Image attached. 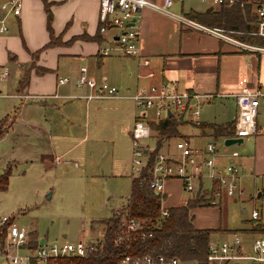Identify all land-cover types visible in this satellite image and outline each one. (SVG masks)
<instances>
[{
  "label": "crops",
  "instance_id": "0c3cea01",
  "mask_svg": "<svg viewBox=\"0 0 264 264\" xmlns=\"http://www.w3.org/2000/svg\"><path fill=\"white\" fill-rule=\"evenodd\" d=\"M182 1L180 0L179 2ZM47 2H49V9L52 14L51 37L46 28V13L43 0H22L20 13L18 15L10 14L6 18L8 30L0 32V72L6 68V79H8L12 70L10 65L14 64L16 68L15 80L11 84L13 93H5V95L20 99V111L23 115L24 126L26 129H31V135L36 138L41 130L49 132V134L52 131L53 122L45 114L49 110L62 112L65 122L67 120L71 122L74 118L76 120L78 117L83 116L85 131L89 128L90 112L93 113V119H95L99 130L110 128L111 135H113L114 129L119 130L122 150H118L115 156L117 165L114 172L117 175L128 176L130 169V187L125 200L115 209L127 202L131 190L130 129L134 120L139 117L134 101L130 96L131 94L135 92L145 93L150 82L158 80L170 83L177 90H187L201 95L212 94L208 102L199 106L202 108V105H210V107L203 110L199 108L200 111L198 110L196 117L193 116L194 118H192L191 109L178 113L179 122L183 124L189 123L188 119L190 118L193 125L191 127L196 128V132L191 134L189 131H184L183 134L179 133L180 136H177L179 125L177 124L175 137L164 138L159 148V152L164 153L166 156L179 158L180 152L175 147V142L183 138L187 140L191 147L198 151V156L202 159L208 154L204 138L208 140L215 136L211 128L208 125H204L215 124L224 126L233 121L236 112L235 93L239 92L241 88L259 87L264 90V51L238 50L233 44L214 35L197 28L185 27L178 17L174 15L179 13L171 11L173 14H165L149 7L142 8L140 16L134 19L140 30L139 55L121 56L112 53L109 56H100L98 53L100 45L110 42L111 35L103 36L98 31L100 24L98 19V0H47ZM210 6V3L206 4L204 10L200 11L190 9L185 12L184 16L194 18L202 24L216 26L206 22L203 23L198 18L199 14L203 15V12H217L212 7L208 10ZM11 24L15 25L17 29H14L13 33H10ZM117 31V29H112V36ZM256 39L259 38H245L246 41L251 43L264 45V42H259ZM49 41H52V44L41 49L33 62L31 52L39 50ZM8 52L14 55L13 60L8 59ZM31 61L33 66L29 69L28 83L24 88L18 90V80ZM80 65H86L91 73L97 75L106 74L109 82L120 89L122 96L103 97L107 99L92 101V99L96 98L87 100L82 96L85 89L72 84L56 83L57 74L74 75ZM25 66L26 68L24 69ZM149 69L155 71L156 75L154 78L136 76L137 72L144 73ZM2 95L4 94H0V96ZM47 99H52L53 101L50 102ZM230 104L234 107V111L229 117L227 115V107ZM262 104L264 105V103ZM50 105L53 108H49ZM41 113L42 116L40 115ZM257 115L255 118L257 126L256 131L253 133L254 135L264 130V126L257 124ZM180 116L182 117L179 118ZM146 118L148 117H142L141 119L144 120ZM55 123H57V120ZM7 131L0 137V140L6 136ZM53 136L55 140L50 144L53 153L47 154L50 163L59 161V154H66L81 140H77L76 136L71 133L61 132L58 127H56V133ZM219 136L224 140L225 137L234 136V134ZM197 138H203L204 144L202 141L200 145L193 144ZM150 139H153L155 145L156 142L153 137L145 140L149 141ZM148 141L145 143L146 145ZM56 149H61L60 153H55ZM6 159L7 157H5ZM33 162L31 161V163ZM230 162L236 165L232 156L224 157V160L217 157V170L223 169L224 165ZM40 163L42 162L40 161ZM256 175L264 178V173H256ZM173 179L177 178H168L163 185L162 205L166 208L184 204L189 196L187 194L186 197L182 198L180 194L174 199L172 195ZM207 179L208 182L204 183V185L201 180L202 187L212 189L216 182L212 178ZM179 186L181 192L183 188L180 180ZM262 188H264V184L259 188H254L252 194L255 193L256 197H259L257 193ZM194 208L190 209V213H193V219ZM218 213L220 214V209H218ZM260 214L261 212L259 211L258 219H251L250 217L246 219L256 220L254 223H240L234 226L238 227L236 231L241 237H249L248 239L242 237L245 245L250 243L255 233L260 232L257 229H253V225L258 223V225L264 226V223L261 224L259 220ZM8 221L13 223L9 217ZM0 225H2L1 222ZM193 225L197 228H214L217 229L216 232L224 230L227 231V234L234 231L230 227L232 226L231 224H224L222 228L219 222L209 226L196 225L193 222ZM100 228L102 226L92 228L89 225L87 230L81 228L76 237L94 239L97 229ZM62 238L73 239L69 238L65 233L58 239ZM40 239L46 240L45 237L28 238L25 245L34 248L39 244ZM30 244H33V246Z\"/></svg>",
  "mask_w": 264,
  "mask_h": 264
},
{
  "label": "rangeland",
  "instance_id": "374dc122",
  "mask_svg": "<svg viewBox=\"0 0 264 264\" xmlns=\"http://www.w3.org/2000/svg\"><path fill=\"white\" fill-rule=\"evenodd\" d=\"M206 4H209V0H183L182 2L174 0L169 10L185 15V12L190 9L204 10ZM199 21L205 23L200 19ZM14 29L16 26L11 24L10 33H13ZM10 67L12 69L11 76L8 79H6L7 76L0 78V94H4L0 96V118L5 114L13 118L12 126L6 136L0 140V172L8 164L11 166L8 186L5 190H0V218L7 216L18 227L25 228L27 240L28 238L45 237L50 241L60 238L64 233L69 238H73L77 236L81 228L87 230L89 225L92 228L102 226L101 219L108 217L112 210L125 200L130 187V169L128 176L117 175L114 172L117 165L115 156L118 150H122L119 130L114 129L113 135L110 134V128L99 130L95 119H93V113L90 112L89 128L85 131L83 116L76 120L74 118L71 122L68 120L65 122L62 112L49 110L45 114L53 122L52 131L49 134V132L41 130L36 138L31 135L32 130L26 129L24 126L23 115L20 111V99L5 95V93H13L11 84L15 80L16 67L14 64H11ZM104 99L107 98H96L92 101ZM47 100L53 101L52 99ZM208 107L210 105H202V108H199L203 110ZM49 108H53L52 105ZM263 108L264 105L261 103L257 115V124L262 126H264ZM227 111V115L230 117L234 107L230 104ZM40 115L42 116V113ZM151 115L152 111L147 110L146 117L150 121L154 120L150 117ZM173 116L178 118V111H175ZM193 116L192 114V118H194ZM56 120L57 123H55ZM188 122L186 124L178 122L177 136H180L179 133L183 134L184 131H189L191 134L196 132V128L191 127L193 125L190 118ZM56 127L60 128L61 132L71 133L76 136L77 140H81L66 154H59V161L50 163L47 154L53 153L50 144L55 140L53 135L56 133ZM152 132L150 129L149 137L153 136ZM242 138L241 142L225 145L221 136H212V140L214 139L215 141H213L216 143V158L224 160V157L232 156L237 167L241 169L239 184L243 187L244 194L230 197L222 191L219 204H212L202 196L201 205H197L193 209L194 224L209 226L219 222L222 228L224 224H231L230 227L236 231L238 227L234 226L256 221L246 220L249 219L252 208L259 209L261 212L259 220L261 224L264 223V199L256 197L255 193L252 194L254 188H259L264 184V178H261L260 174H258L259 177L256 175V173H264V130L257 132L256 135H242ZM202 139L197 138L193 144L200 145L201 141L204 144V140L206 143L207 139ZM147 141L143 140L145 143ZM153 145L154 141L150 139L146 146L150 148ZM60 151L61 149H56L55 153H60ZM208 156L209 154H206L205 158ZM5 157H7V162ZM216 158L215 168L217 169ZM196 159L197 161L201 160L199 156ZM31 161L34 162L31 163ZM226 165L220 169L222 172ZM190 170L191 166L188 165V171ZM200 170L202 178L199 179V185L200 188H203L202 183L204 185L208 182L207 178H209L211 168L202 165ZM254 176L256 177L253 178ZM176 178L173 179L172 195L174 199L180 194L182 198L186 197L188 192L184 190L180 192L179 180L181 185L182 180ZM206 190L208 191L206 198L210 199L208 194L211 193V190ZM162 202L163 197L161 204ZM126 204L127 202L115 210H124ZM218 209H220V214ZM140 220L142 221V219ZM4 230L5 234L0 246V264H8L4 253H2L5 248L11 254H25L33 249L27 245L18 249L8 246L6 226ZM229 237L230 234H227V231L218 230L211 234L210 239L218 241Z\"/></svg>",
  "mask_w": 264,
  "mask_h": 264
},
{
  "label": "built area",
  "instance_id": "2783aa9c",
  "mask_svg": "<svg viewBox=\"0 0 264 264\" xmlns=\"http://www.w3.org/2000/svg\"><path fill=\"white\" fill-rule=\"evenodd\" d=\"M180 1V0H178ZM174 0H98V31L105 36L110 34V42L101 44L98 50L100 56H109L112 53L121 56H138L140 53V30L134 21L139 17L144 7H149L165 14H173L169 7ZM211 7L219 11L222 4L232 5L238 3L240 7L248 6L254 19L248 21L246 28H225L202 24L194 18L174 14L188 28H197L214 35L224 41L233 44L238 50L248 49L264 51V45L251 43L245 40V36L264 38V0H209ZM22 0H0V32L8 30L6 18L8 15H18L21 10ZM112 29L118 31L112 36ZM7 69L0 72V78H4ZM155 71L149 69L144 73L137 72V77L146 76L154 78ZM57 84H72L85 89L82 94L87 100L92 98L122 96L120 89L109 82L106 74L91 73L86 65H80L74 75L57 74ZM25 96V95H24ZM134 101L138 118L134 120L131 129V170L132 178L137 177L146 164L147 146L143 140L149 138L150 127L142 120L147 116V110L152 111V117H162L170 110L182 112L191 109L192 114L198 115L199 106L208 102L212 94H198L187 90H177L170 83L158 80L151 81L145 93L135 92L130 95ZM193 102V104H191ZM264 103V90L259 87H243L235 93L236 112L234 116V136L253 134L256 131V115L260 103ZM175 147L180 152V157H168L158 152L154 163L150 168L149 179L155 193L162 194L164 181L168 178L178 177L182 180V188L190 196L195 195L199 188L201 166L211 168L209 178L215 180L216 185L208 194L211 198L207 201L217 204L221 192L228 196H241L243 187L239 184L241 170L233 163H228L225 171L215 168L216 144L212 139L206 140L205 147L209 154L197 161L198 151L190 146L187 140L180 138L175 142ZM188 165L191 170L188 171ZM135 174H134V173ZM195 180V181H194ZM259 197L264 199V188L260 189ZM207 196V195H206ZM161 216L168 214V208L159 206ZM259 209L252 208L251 219H258ZM0 222L6 224L7 245L12 248H22L27 243L26 231L16 224L9 222L7 216H2ZM143 221L139 218L128 217L122 214L119 218L118 229L114 241L131 238L138 233L141 238L151 235V229L144 228ZM104 243V231L102 228L96 231L94 239L76 237L73 239L62 238L43 241L37 244L29 253L11 254L7 248L2 253L8 264H56L57 259L66 257H86L97 251ZM206 264H264V232L255 233L250 243L245 245L238 231L230 233L228 239L218 241L210 240L207 244L205 255ZM118 264H200L196 259L182 260L176 256L165 257L161 253L130 254L121 253Z\"/></svg>",
  "mask_w": 264,
  "mask_h": 264
},
{
  "label": "trees",
  "instance_id": "16d2710c",
  "mask_svg": "<svg viewBox=\"0 0 264 264\" xmlns=\"http://www.w3.org/2000/svg\"><path fill=\"white\" fill-rule=\"evenodd\" d=\"M46 13V28L50 37L52 36V14L49 9V2L43 0ZM198 16V15H197ZM199 19L206 23L226 28H246L248 21L254 19L250 13L249 7H240L238 3L227 5L222 4L217 12H203L198 16ZM251 36H245L248 38ZM259 42H264V38L256 37ZM52 44V41L44 44L39 50L31 52V57H37L41 49ZM8 59L13 60L14 55L7 53ZM32 61L24 70L18 80V90L24 88L28 83L29 69L32 67ZM154 120L144 119L153 131L155 145L147 148L146 164L140 174L131 180V190L127 198V204L124 210H113L111 214L101 219L102 230L104 231V243L92 254L86 257H66L59 258L56 264H118L121 253H130L141 255L143 253H161L165 257L176 256L182 260L196 259L200 264L205 263L207 244L210 236L217 229L214 228H197L193 225V216L190 209L201 205L202 196L206 198L208 191L205 188H199L194 196H188L185 203L168 207V214L161 216L159 213L160 199L163 194L155 193L149 179L150 168L155 161L156 155L164 138L175 136L177 134L178 118L174 116H162L153 118ZM13 118L5 114L0 118V137L4 135L11 126ZM211 128L212 133L217 137L219 135L234 134V120L224 126L215 124H205ZM155 132V134H154ZM11 166L8 164L0 172V190H5L8 186ZM204 199V198H203ZM122 214L128 217L140 218L145 225L144 228L151 229V235L141 238L138 233L132 234L129 239H122L121 242H115V234L118 229L119 218ZM6 224L0 225V246L2 245ZM253 229L264 232V226L253 225ZM33 246V244H30ZM51 264V263H48Z\"/></svg>",
  "mask_w": 264,
  "mask_h": 264
},
{
  "label": "water",
  "instance_id": "95a60500",
  "mask_svg": "<svg viewBox=\"0 0 264 264\" xmlns=\"http://www.w3.org/2000/svg\"><path fill=\"white\" fill-rule=\"evenodd\" d=\"M210 8H211V6L208 8V10H210ZM167 115L172 116L173 113L170 110H168ZM181 117L182 116H180L179 118H181ZM242 140H243V138L241 136H229V137L224 138L223 143L225 145H229V144L234 143V142H241ZM259 193L260 192L257 193V196H259ZM42 242H43V239H40L38 243L41 244Z\"/></svg>",
  "mask_w": 264,
  "mask_h": 264
}]
</instances>
